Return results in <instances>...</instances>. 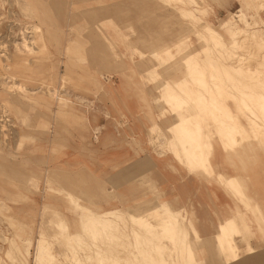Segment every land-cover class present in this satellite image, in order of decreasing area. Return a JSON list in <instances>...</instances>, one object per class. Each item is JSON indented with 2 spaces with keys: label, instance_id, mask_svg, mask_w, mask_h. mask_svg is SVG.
Returning a JSON list of instances; mask_svg holds the SVG:
<instances>
[{
  "label": "rangeland",
  "instance_id": "374dc122",
  "mask_svg": "<svg viewBox=\"0 0 264 264\" xmlns=\"http://www.w3.org/2000/svg\"><path fill=\"white\" fill-rule=\"evenodd\" d=\"M183 1L186 2L185 9L190 12L187 15H180L172 0H0V264H20L16 258L9 260L6 257L8 239L12 238L19 240L17 242L21 246L30 244V252L33 253L35 239L43 234L46 242L54 244V252H64V248L56 245L53 236L58 231L51 225L61 216L57 205L58 175L56 169L51 171L43 167L45 159L49 156L50 160H55L59 147H65L69 140L72 141L71 135L74 133L80 135L81 131H75L73 127L87 122L86 110L95 106L91 102L96 97L104 95L103 90L110 76L128 73L122 71L125 68H121V65L146 63L150 67L153 64L158 66V61L152 58L150 52L158 50L163 39L173 44L190 39L192 45L199 49L197 33L205 35L207 27L218 32L230 53V41L237 29L244 36L249 34V39L252 34L264 36V13L256 10L259 0H243V7H229L226 0ZM35 27L42 37L34 30ZM237 41L242 44L241 39ZM250 42L252 49L249 47V52L238 50L236 53L235 49L234 57L232 54L227 56L226 51L220 54L215 52V59L222 65L230 66L231 71L233 67L238 69L233 72L235 91L257 89L256 81L250 76L254 68V60L251 59L255 58L252 53L253 40ZM139 51L144 56L141 60L137 55ZM260 53L264 54V49L261 48L257 56H262ZM202 60L206 62L204 57ZM218 61L214 60L212 64L221 67ZM245 62L247 65H244ZM248 70L252 73L249 77ZM163 71L165 68L160 71L162 77ZM242 72L246 76L241 75ZM129 74L137 72L130 71ZM215 74L219 78L223 77L220 81L226 80L224 73ZM145 80L151 85L152 96H159V87L148 81L147 77ZM168 83L173 87L175 80ZM237 97L244 98L239 95ZM154 102L156 104L155 98ZM228 102L232 111L248 128L253 117L250 118V115L247 118L248 113L242 115ZM156 108L159 121L169 118L173 120V110L169 105L156 104ZM182 112L189 115L193 111L187 108ZM173 124L165 132L157 125H152L148 132L150 141L167 139L168 145L171 135L169 131ZM167 145V151L174 155ZM249 146L253 147V143L246 145ZM207 152L209 147H206ZM66 194L71 195L78 205L87 207L79 204L71 193L61 192V199H66L67 207ZM42 198L46 204H43L44 214L38 217L27 215V207L36 206L40 210ZM70 209L75 219L67 223L71 231L76 233L80 230L77 219L81 211L76 207ZM21 210L23 212L20 214ZM171 210L190 238L195 257L202 255V248L196 247L199 245L197 233L186 219L187 214L182 216L175 209ZM44 224H48V229L43 230ZM38 226L39 233L36 231ZM25 231L28 232L23 234ZM17 233L19 238L16 237ZM140 235L139 245L143 243H140L143 234ZM233 236L242 234L232 232L227 239L229 246H233L232 252L237 255L238 244L233 241ZM240 242L248 244L243 236ZM138 244L140 249L145 248ZM133 249H136L135 246ZM142 249L139 250L141 253ZM147 250L154 249L148 246ZM215 250L220 254L222 252L218 248ZM143 260H139L138 264H142ZM57 264L68 263L60 256Z\"/></svg>",
  "mask_w": 264,
  "mask_h": 264
},
{
  "label": "crops",
  "instance_id": "0c3cea01",
  "mask_svg": "<svg viewBox=\"0 0 264 264\" xmlns=\"http://www.w3.org/2000/svg\"><path fill=\"white\" fill-rule=\"evenodd\" d=\"M226 1L229 7L244 5L243 0ZM164 42L170 46L173 43ZM122 67L125 68L122 71L128 73L110 76L103 90L104 95L96 97L91 102L95 106L86 110L87 122L73 127L75 131H81L80 135L73 132L72 141L69 140L65 147H59L55 160H50L49 156L47 160L44 158L46 164L43 167L51 171L56 169L58 175L59 214L68 223L75 219L66 199H61V192L71 193L79 204L86 205L95 213L137 209L145 203L163 200L182 216L187 214L186 219L197 233L199 245L196 247L202 248V255L195 257L197 263L264 264L263 147L238 145L228 150L226 142L218 136L209 141L207 138L216 134L209 122L210 114L216 119L223 117L220 104L212 109L206 104L204 116L193 117L203 127V141L209 143V153H206L207 146L202 147L209 167L207 173L199 171L200 166L186 168L167 151V139L152 142L148 135L152 125L165 132L174 122L170 118L157 119L159 111L156 104L162 106V103L157 101L158 96H152L151 85L145 80L146 77L151 80L154 68L162 71V66L137 63ZM130 71L137 74H129ZM167 78L182 80L181 75L171 72ZM194 108L192 103L189 108L192 113ZM203 119L206 125H203ZM198 136L193 134V139ZM177 149L179 153L184 152L182 147ZM189 149L192 148L185 147L186 151ZM243 164L246 166L243 167ZM43 204L42 198L40 210L36 206L25 208L27 215H43ZM234 220V223L244 225L234 231L241 233L248 242L241 243L242 236H233L239 249L236 261L225 250V241L234 231L230 228L226 231V239L220 238L222 227ZM246 222L249 224L245 225ZM47 225L42 226L43 230L48 229ZM217 248L222 251L221 254L216 252Z\"/></svg>",
  "mask_w": 264,
  "mask_h": 264
},
{
  "label": "bare ground",
  "instance_id": "6f19581e",
  "mask_svg": "<svg viewBox=\"0 0 264 264\" xmlns=\"http://www.w3.org/2000/svg\"><path fill=\"white\" fill-rule=\"evenodd\" d=\"M172 1L177 5L180 15H187L190 13L185 9V1ZM259 1L258 4L255 1L258 7L256 10L258 9L259 12L263 11L264 13V0ZM245 23L247 24L248 22L245 21ZM34 30L38 31L39 29L35 27ZM38 32L40 37H42L41 32ZM252 35V38L249 39V37L242 34L241 30L237 29L230 41L229 46L232 49L230 53L228 52V46L225 45L218 32L211 27H207L205 35L197 33V38L200 41L199 49H196L192 45L190 39H185L174 44L172 43L171 46L167 45L163 40V44L158 50L150 52L152 58L158 61V66H162V69L165 68L163 77L160 74V69L158 67L154 68V72L151 74V80H149L151 83H155L154 85L159 87L161 91L157 101L165 103L167 106L169 105V108L174 111H172L174 125L169 131L171 132L172 138L169 140L167 147L174 153L176 160L186 168L193 169L200 166L198 170L207 173L209 167L208 160L205 159L208 157L204 156L205 152L202 148L206 146L209 147V143L203 141V127L201 124H198L196 117H193L199 115V117L202 118L204 116L203 110L206 104L211 109L220 104L222 106L221 111L223 117V119H216L212 113L210 114L211 119L209 122L212 123L216 134L209 136L207 138L209 141L211 138L213 139L215 136H218L221 140L226 142L224 143L228 150L238 145L246 147V145L250 143H256L257 145H255L257 147H263L264 149V54L260 53L262 56H257L261 48L264 49V36L257 34ZM239 39H241L242 44L237 41ZM251 40H253L254 52L252 51V53L255 58H250L254 60V68L251 70L253 75H250L252 73L248 70V77L249 75L253 76V79L256 81L255 84L257 89H253V91H235L236 87L232 83L235 77H233V72H236L238 69H234L233 67V71H231L229 69L230 66L227 67L222 65L215 59L217 58L215 52L220 54L222 51H226L227 56L232 54L231 56L234 57L235 49L236 53L238 50L244 51L245 53L248 50L249 52V49H252L249 46V44H252L250 42ZM24 46L28 47L25 44ZM137 55L140 59L144 57L140 51L137 52ZM221 55L220 57L222 58ZM202 57L206 59V62H203ZM213 59L218 61L221 67L218 65L214 66L212 64V61H214ZM246 59L242 60L246 61ZM244 65H247V63L245 62ZM170 72L181 75L182 80L176 81L175 79L167 78V74ZM214 72L224 73L226 76V80L224 81L226 82L223 80L220 81L219 79L221 77L219 78ZM243 74L245 73L242 72L241 75ZM158 77H161L160 80L157 79ZM172 80H175L173 87L168 83V81ZM245 88L247 89V86ZM238 89L239 88H237V90ZM238 95L244 98L239 99L240 97H237ZM191 101H193L192 103L195 106V112L192 113V115L183 114L182 111L191 107ZM228 101H230L242 115L245 116V113H248V116L246 115L247 118H249L250 115V118L253 117V121L250 119L251 123L249 120L250 125H248V128L245 127L239 116L229 107ZM203 120V125H206V120ZM193 134L199 136L193 139ZM237 135L242 138V141H238L236 138ZM177 147H182L184 152L179 153ZM185 147H190L192 149L186 151ZM66 197L68 199V207H76L81 211V214L77 219L80 230L76 233L71 231L70 224L61 216H58L57 220L51 223L52 228L58 231L57 235L53 236L55 237L54 240L56 241V245L64 248V252L62 254L54 252L55 249L52 248L54 244L46 242V238L43 234H40L39 239L33 244V253L30 252V247H32L30 244L21 246V244L19 245L17 242L19 240L7 238L8 250L6 251V257L9 260L16 258L17 262L20 264H57L58 258L61 256L68 264H138L140 262L139 260H143L147 256L149 257L147 258L148 260L145 259L143 260L144 262L141 261L142 264L197 263L193 251L194 247H192L189 242L190 238L180 225L179 219L174 216L171 207L163 200H158V203H145L142 207L137 209H116L113 211L95 213L89 207L78 205L71 195L66 194ZM234 222L235 220L222 227L221 239H226V231H229L230 228L234 231L244 226L243 224L238 225ZM248 224V222L245 223V225ZM138 231H140L139 234L137 233ZM133 232L138 235L141 233L143 234L142 239L140 238L142 240L140 243L143 242L141 245L145 246L144 249L141 248L143 250L142 253L139 251L141 250L140 247L137 246L139 243L138 238L142 235L138 236ZM235 232L236 231H234V233ZM236 233L238 234V232ZM146 234L150 236L148 237ZM19 236L20 235L17 233L16 237L19 238ZM152 240H154L155 243L154 241L152 242ZM134 246L138 250L133 249ZM148 246L149 248L153 247V254H151L152 251L147 250ZM232 249L228 241H225L226 252L231 256L233 261H236L237 256L232 252ZM223 256L227 259L226 254H223ZM140 257L141 259H139ZM236 264L239 263L236 262Z\"/></svg>",
  "mask_w": 264,
  "mask_h": 264
}]
</instances>
